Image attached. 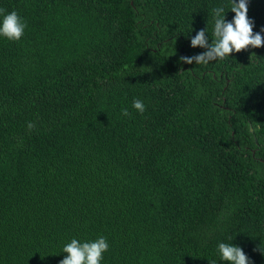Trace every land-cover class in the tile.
Listing matches in <instances>:
<instances>
[{
  "label": "trees",
  "instance_id": "1",
  "mask_svg": "<svg viewBox=\"0 0 264 264\" xmlns=\"http://www.w3.org/2000/svg\"><path fill=\"white\" fill-rule=\"evenodd\" d=\"M230 6L0 0L26 22L0 38V264L100 235L101 264H227L219 242L264 264V44L180 60ZM247 16L264 39V0Z\"/></svg>",
  "mask_w": 264,
  "mask_h": 264
},
{
  "label": "clouds",
  "instance_id": "2",
  "mask_svg": "<svg viewBox=\"0 0 264 264\" xmlns=\"http://www.w3.org/2000/svg\"><path fill=\"white\" fill-rule=\"evenodd\" d=\"M228 10L234 13L231 20L225 19L226 11L223 7L212 9V34L215 39L209 42L206 28L198 30L191 37L190 46L193 48L199 46L204 51L193 56L180 57L181 61L188 64L195 62L206 65L210 61L226 59L232 52L246 49L249 46L258 48L264 44L261 32H253L254 22L247 16L248 0H231ZM25 28L26 22L15 10L6 12L0 9V38L19 41ZM133 107L141 113L145 110V105L140 100H134ZM125 114H127L126 110ZM28 127L31 128L32 125L29 124ZM108 247V241L102 235L92 240L72 238L63 245L62 252L67 255L59 261V264H101L103 254ZM217 252L220 261L227 262V264H250L242 248L233 243L219 242Z\"/></svg>",
  "mask_w": 264,
  "mask_h": 264
}]
</instances>
